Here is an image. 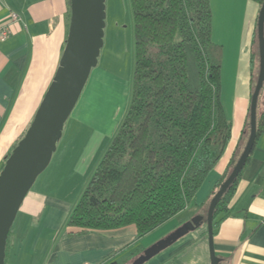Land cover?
Masks as SVG:
<instances>
[{"label":"crops","instance_id":"obj_1","mask_svg":"<svg viewBox=\"0 0 264 264\" xmlns=\"http://www.w3.org/2000/svg\"><path fill=\"white\" fill-rule=\"evenodd\" d=\"M210 2L212 38L223 50V79L226 70L233 78L227 116L233 132L224 157L212 172L213 179L207 182V178L198 191L201 201L177 215L188 213L183 223L196 216L206 217L203 210L207 213L236 150L246 145L249 136L251 58L261 7L253 0ZM12 12L20 16L18 22L11 20ZM70 19V0H0V28L8 29L7 39L0 40V172L6 156L25 136L56 75ZM69 119L50 165L18 212L14 242L26 229L35 227L31 244L40 252L35 264H132L145 248L141 239L136 240L134 226L83 234L68 226L72 210L101 159L92 134L85 151L79 147L78 138L84 134L77 129L82 127ZM85 163V168L80 167ZM228 207L229 215H219L214 226V249L220 264H264V126ZM15 248L13 244L10 250L12 264H32L31 253L29 261L21 262L20 246ZM145 264H211L208 236L203 229L191 232Z\"/></svg>","mask_w":264,"mask_h":264},{"label":"trees","instance_id":"obj_2","mask_svg":"<svg viewBox=\"0 0 264 264\" xmlns=\"http://www.w3.org/2000/svg\"><path fill=\"white\" fill-rule=\"evenodd\" d=\"M253 1L262 8L264 0ZM130 2L135 36L131 105L74 206L68 226L79 234L134 226L140 240L190 206L224 157L233 123L222 100L223 50L212 38L210 0ZM257 27L258 20L252 93L260 67ZM263 126L264 84L257 140ZM242 151L236 150L219 189ZM242 171L217 204L214 226L219 215H229Z\"/></svg>","mask_w":264,"mask_h":264},{"label":"water","instance_id":"obj_3","mask_svg":"<svg viewBox=\"0 0 264 264\" xmlns=\"http://www.w3.org/2000/svg\"><path fill=\"white\" fill-rule=\"evenodd\" d=\"M106 0H70L71 19L60 66L25 136L0 172V264L18 212L38 177L48 168L64 127L74 111L104 46ZM259 74L251 99L247 143L226 181L213 197L206 217L196 216L174 233L145 249L132 264H145L194 232L206 221L211 264H220L214 249V212L238 178L257 140V112L264 84V4L258 18Z\"/></svg>","mask_w":264,"mask_h":264},{"label":"rangeland","instance_id":"obj_4","mask_svg":"<svg viewBox=\"0 0 264 264\" xmlns=\"http://www.w3.org/2000/svg\"><path fill=\"white\" fill-rule=\"evenodd\" d=\"M105 4L106 26L104 46L98 58V65L93 68L80 100L69 119L72 120L70 122H77L82 127V129H77L78 132L84 134L78 138L79 147L83 148L85 151V142L89 141L88 139L92 134L94 138L93 144L98 145L96 151H98L97 153L100 154L101 158L110 146L115 135L118 133L130 108L135 68L134 15L131 2L130 0H106ZM232 87L233 78L228 74V70H226L224 79L222 74V100L227 116H230L231 112V101L233 96ZM71 130H73L72 126ZM244 145L245 144H243V149L245 147ZM91 152L93 153V150H91ZM85 165L86 163L84 166L80 165V167L85 168ZM212 172L210 173L211 175L209 174L207 182L213 179L214 173L212 174ZM198 194L199 193H197L190 204L192 208L195 207L198 201H201V193ZM203 213L207 214L204 210ZM187 214L188 213H185L182 217H174L173 221L172 219L169 220L151 232V234L141 238L142 244L145 247L144 250L158 241L167 238L183 226L185 223L182 221ZM17 224L16 222L13 225L10 234L6 264H12L10 250L13 244L16 248L20 246L21 262L29 261L31 258L28 257V254L31 253L33 255L32 264L38 263L40 252L32 249L33 246L31 244L35 236L34 232L36 228L33 227L32 230L29 231L26 229L21 238H18V240L14 242L13 233L17 230ZM201 229H203L208 236V225L206 221L194 232H198Z\"/></svg>","mask_w":264,"mask_h":264},{"label":"built area","instance_id":"obj_5","mask_svg":"<svg viewBox=\"0 0 264 264\" xmlns=\"http://www.w3.org/2000/svg\"><path fill=\"white\" fill-rule=\"evenodd\" d=\"M11 20L13 22H18L20 20V16L16 12H12L11 14ZM7 27L0 28V40L5 41L8 37V31Z\"/></svg>","mask_w":264,"mask_h":264}]
</instances>
